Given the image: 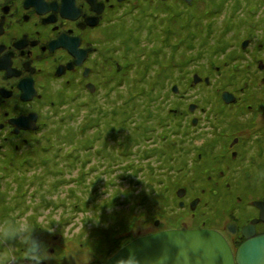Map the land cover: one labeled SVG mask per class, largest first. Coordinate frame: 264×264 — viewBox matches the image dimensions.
<instances>
[{
	"label": "flooded vegetation",
	"instance_id": "flooded-vegetation-1",
	"mask_svg": "<svg viewBox=\"0 0 264 264\" xmlns=\"http://www.w3.org/2000/svg\"><path fill=\"white\" fill-rule=\"evenodd\" d=\"M230 1L236 16L239 12L237 3L242 1ZM248 9L249 7H246L245 11ZM220 10L216 7V0H0V180L6 182L10 178V172L14 175L23 174L21 168L26 169L29 162H37V159L35 160L37 156L41 163L50 161L58 165L54 171L55 174H63L65 177L64 173L73 166L72 159L76 161L77 157L81 156L82 158L76 162L79 168L76 175H84L85 178L71 182L72 174L67 173L65 180H60L63 177L55 179L53 185L59 188L65 186L62 182H69L66 186L68 192H65L67 200H57L56 205L75 210L81 205V203L76 204L77 201L92 204L93 184H96L99 190L102 187L104 189L102 192H107L108 189L105 185L107 182L104 180L102 184L92 180L93 173L103 178V175L110 171L112 177L110 183L118 182V179L113 177L119 175L121 179H124L121 173L124 170L123 166L128 163L123 164L115 159L108 163V159L104 157V148L107 146L104 144L108 143V138L103 133L95 136H90L89 133L86 136L84 134L85 142L80 144L76 140L67 142L68 139L65 136L57 139L55 132L49 131L51 133L49 134L44 131V128L53 130V127L57 126L56 123L66 120L75 121L80 116L79 131L86 133L91 128L98 131L101 124L99 120L92 123L91 117H100L99 107H103V104H100L101 101L109 99L108 95L115 91V86H110V82L115 80L116 85L119 86L123 84L121 78L125 75H137L138 62L132 58L133 55L139 59L140 63L151 62L155 51L168 38L167 33L171 30L173 23L182 28L190 22V25L198 24L199 27L204 28L203 32L197 31V39L193 41V45L197 43L200 45L205 39V30L206 33L208 31L207 19L215 17ZM239 13L243 14V12ZM199 16L202 18L200 19ZM182 20L186 21L183 25ZM212 32L210 44L216 42V31ZM143 35H146L148 39H144ZM259 35H263L261 38L264 39L263 32ZM181 39H171L170 44L177 45ZM259 39L257 35H254V29L250 32L245 29L239 42L240 47L237 46L240 48L237 54L234 50L237 42L230 43L227 51L219 53L218 56L213 55L215 46L211 53L213 56L203 52L199 55L197 52L190 58L206 61L208 70L204 69V73H200L198 70L201 68L200 64L193 66L189 64V69L184 71L185 78L188 79L186 86L181 89L180 82L176 81L179 90L176 92L171 85L168 89L170 93L171 91L173 93L165 103L161 102L156 109L151 108L156 105L154 102L148 103L145 107V118L152 122L155 120V123L166 132V135L162 136L166 139L159 143L161 141L157 142L153 138L156 136L149 134L143 139L149 142V145H143L145 150L148 149L144 152L143 161L146 163L134 170L130 167L132 176L140 175L141 171L145 170L151 173L152 169L148 165L150 153H154L151 154L152 157L165 155L169 162L167 168L164 164L166 173L163 172L164 176L155 174L162 175L164 181L157 178L156 183L152 182L150 185L152 187L153 183L161 187L170 185L174 192L163 195L169 199L166 207L172 205L169 209L171 214L169 221L163 217L157 218L149 231L137 237L171 228L218 229L226 235L236 250L245 238L241 232L242 227L260 217V208L253 201H264L262 197L264 137L258 132L245 135V128L240 123L248 122V119L233 120V115L240 114L242 110H246V115L254 113L252 102L260 101L257 97H262L264 93V57L259 56V52L264 48V41L258 42ZM142 42L145 43L141 46ZM248 47L250 51H247ZM172 51L166 52L163 59H167L162 62L159 71L169 67ZM228 56L229 58H226ZM133 60L136 64H133ZM180 62L187 63L190 60ZM238 62H241V68L245 69L238 79L230 83L221 82L224 83V89L216 87V82L230 78V75L225 73L230 66L233 69L237 65L240 66ZM254 63H256V69H253ZM129 65L135 66L130 68ZM151 66L152 73L155 74L158 68L153 64ZM151 66L147 74L150 73ZM192 69H194L192 77L188 78ZM196 73L203 78L198 83L207 84L214 91L207 98H203L202 92H199V88L193 83ZM206 77L210 79L208 83L205 81ZM216 90L221 91L220 96H216ZM225 90L235 94L234 101H224L222 93ZM156 94H159V97H166L163 92ZM253 97L255 98L252 99ZM122 103H125L124 98H120L119 105L123 106ZM262 107L263 102L260 101L254 108L263 110ZM115 109L116 107L112 106L110 113H115ZM92 110H98V112L88 115ZM124 121L125 119H119V122ZM150 121L144 122L145 130L148 132L156 130ZM172 122H175L173 129H165V127H172ZM263 127L261 125L258 129ZM121 130L122 128L118 130L112 128V131L116 133ZM253 138L248 149L246 143ZM34 143L38 145V148L33 146ZM50 149H53L51 155L47 154L50 153L48 152ZM154 149L158 152H154ZM74 152L78 156L72 158ZM97 158L96 168L93 169V160L96 161ZM176 160L178 164L174 163ZM163 161L162 158L158 163L161 165ZM104 162H106L105 165ZM107 166H109L108 171ZM236 171L242 173L245 176L244 179L241 177L238 179L234 174ZM179 174L184 175V179L178 178L179 182H177ZM77 178L79 180V177ZM241 183L243 186L240 185ZM82 184L88 185L86 189L89 194H92L88 195L86 200L80 199L79 196L71 200V195H76L72 193L74 192L72 188ZM246 189L248 195L244 191ZM222 191L225 196L218 202L221 204L218 205V212L231 211L236 218L225 222L223 228H219L210 224V221L208 223L205 218L210 219L208 208L213 206V199H216ZM116 195L112 194V197L106 198L103 202L102 207L106 206L105 216L107 205L118 198ZM171 200L173 204H170ZM114 203L118 204L117 201ZM166 207L163 209H167ZM254 208L257 211L256 214H250ZM199 214L205 216L204 221L203 219L198 221ZM243 214L250 215L242 219ZM68 216L63 218L60 216L58 221L74 223ZM70 217L76 219L75 214ZM43 221L38 218L30 221L34 227L33 237L37 236L39 240L48 243L44 236L49 235V228L56 230L61 229L62 226L58 222L55 223V218L51 223H55L54 226L44 224ZM46 222L49 223V220ZM230 222L238 224V230L234 236L226 232V226ZM255 226L257 233L264 232V221L256 222ZM105 248L102 246L101 254L103 255ZM20 251L22 255L25 253L22 247Z\"/></svg>",
	"mask_w": 264,
	"mask_h": 264
},
{
	"label": "rangeland",
	"instance_id": "rangeland-1",
	"mask_svg": "<svg viewBox=\"0 0 264 264\" xmlns=\"http://www.w3.org/2000/svg\"><path fill=\"white\" fill-rule=\"evenodd\" d=\"M226 1L228 3L226 2L223 3V0H216V7L220 8L221 10L215 15V17H211L207 19L208 21V23L206 24L207 26L209 24H212L214 21L213 28L215 27L214 31H216V35H215L216 39H217V36L220 34L221 30L223 31V30L228 29L226 32V36L222 35L223 37L226 38V41H224L223 43L228 42L230 44V43L237 42L235 46L236 48L234 49L236 51L235 54L239 52L238 50L240 49L239 42L241 41V38L243 37V33L245 32V29L248 32L254 29V35H257L260 38L258 42L264 41V39L261 38L263 35L262 36L259 35V33L261 32L264 33V29L262 30L260 27L264 24V0H246L247 1L246 3L243 1L241 3H237L238 4L237 7H239V12H243L242 15H240V13L238 12L237 16H235V14L233 13L234 11L232 9V2H230V0H226ZM249 4L251 7V11H245L246 7ZM254 25H256V27H253ZM226 27H229V28H226ZM222 34H225V33H222ZM145 36L146 35H143L142 37H144V39L147 40L148 37H145ZM172 39H174V37ZM153 41L155 42V38L153 39ZM144 43L145 42L140 43L141 46ZM200 46L201 45H197V47H199L198 50H200L199 55L202 52L211 54V52H213L214 50V45H211V44L208 45L207 48H203V49L202 48L200 49ZM196 50L197 48L191 50L190 52L194 55L190 53V55H187L186 58L183 57L184 54H181L182 56L181 55L173 56L174 52L172 51V54L169 58L174 60L175 63H179L180 61H185L189 59L190 57L195 56L197 52ZM247 51H250V47H248ZM241 54H243V52ZM259 56L264 57V48L262 51L259 52ZM203 57L206 58L205 56H202V58ZM132 58L139 61V59L134 55L132 56ZM226 58H229V56ZM243 61H245V59ZM158 62H160V65H161L162 62H164V59L158 60ZM188 63L189 62L187 63L184 62V64H188ZM238 63L241 67V62H238ZM194 64L201 65V68L198 69L200 73H204V69L208 70V68L206 67V64H207L206 61L202 62L201 59H199V60L193 61L192 66ZM139 67L140 66L138 64L137 68L139 69ZM256 68H257L256 63H254L253 69H256ZM134 69H131V71L132 70L134 71ZM138 69H136L137 72L139 71ZM152 69L153 67L151 66L150 73L154 74L152 73ZM159 69H160V66L158 67V70L155 73L156 77L159 76L158 78H160L161 76V75H157V73H159ZM193 70L194 69H192L190 71V74H188L187 76L188 78L192 77ZM165 72L166 73H164V76L166 77L162 78L164 82L163 86H157V88L155 89H154L155 86H152V85L149 86V84L153 83V78L150 79L148 85L145 83L143 85H140L139 87L133 88V86H135V80L136 82L137 80L139 81L140 77L137 79V75H131V74L125 75L124 78L119 77L123 79L122 85L121 84L119 86L116 85L115 80L110 82V86L111 85L115 86V91L112 94L108 95L109 99L101 101L100 104H103L102 105L103 107L102 108L99 107L100 112H98V110L96 111L92 110V111H89L90 113L88 114L91 116L92 114H95L96 112H98V114L100 115V117H97V118L91 117L92 123H95L97 120H99V123L101 124V128H99L98 131L93 130V128H91V130L87 131L86 133L79 131L78 124L80 122L79 121V119L81 118L80 116H78L75 121L66 120L64 122L56 123L57 126L53 127L54 128L53 130H49V128L46 130L44 128V131H47V133L49 134H51L50 132H55V136L57 137V139H60L62 136H65L68 139L67 142H69L70 140H72L71 142H74L76 140L80 144L85 142V136L88 133L90 136H95L97 134L103 133L108 138V143L104 144V145H107L104 148V152H105L104 157L106 160L108 159V163L112 162L113 159H115V161H120V163H123V164L129 163L128 165L123 166L124 170L122 171L121 176L125 175L124 179H121L119 175L113 177V179H115L116 177L118 179V182L115 181L114 183H110V180H112L110 178L112 177H111V172L108 171L109 166L106 167L108 173H105L103 175V178L101 177V175H96V173H93L92 180H94L95 183H99V184H102V181L104 180L105 182H107L105 183V185L106 187H108V189H107V192H102L104 189H102L101 187V189L97 191V193H95V191L92 192L94 193L93 194L94 197L92 196L93 197L92 204H88L86 202L83 204L82 207H78L75 210H70L68 207H62V206L58 207L56 205L57 200H61V199L67 200V198L65 197V192H68V189L66 186L69 184V182H62V184L65 183V186H63L65 188L63 187L59 188V187L54 186L53 183L56 181L55 179L62 178L63 174H55L54 171L56 169V166L58 165L50 161L47 163H41L39 160V156L35 158V160L37 159V162H34V161L29 162V166L26 169H23L24 167L21 168V170H23V174L14 175L13 172H10L9 174L10 178L6 182L0 180V224H3L5 222L12 224L19 218H26L29 222L33 219L38 218L40 220H44L42 223L49 224V226H54L56 222H58L59 225L62 226L61 229H56V230H53V228L51 229L49 228L48 230L49 235L46 234L44 236L45 238H47L46 241H48V243H45L46 249L49 247L51 248L47 249V252L44 253L45 255H48V259L44 260L43 264H89V263L104 264L106 260L108 259V257L111 256L114 252H111L109 254L105 253L103 255L101 254V249H102V246H106V243H108V241H112V237L120 238V239L123 238L120 241V244H118L117 246L123 244L124 242H126L127 244L128 242H130V240L137 237L138 235L149 231L153 227V221L155 219L163 217L165 218V220L169 221V217L171 216V214L169 213V209H171L172 205H169L170 207L168 208L166 207L167 209H162V207L159 208L158 206H153V201H156V200L155 198H153V193L150 191V189L152 190L155 189V186L152 187V185H150L152 182H154V180H156L157 178H161V180L164 181L163 176H164V173H166V171L164 170V164H165V168L169 166V162H167L166 156L163 155L161 157V155H158V156L152 157L151 154H154V153H150L149 159H148L149 160L148 165L152 169L151 173L145 170L143 172L141 171L140 175L132 176V171L130 170V167H132V169L134 170L135 168L142 167L144 165L143 163H146V161H143V159H145L144 152H147L148 149L145 150L144 149L145 147H143V145L144 144L145 146L149 145V142L144 141L143 139L147 137L148 134L156 136L153 138L157 142L161 141L159 143H162L166 139V137H162L166 135V132H164L159 127V125L155 123V120L152 122L145 118L144 109L148 104L146 100L156 103L155 106H151L152 109H156L161 102L165 103L166 99L170 97L171 93H173L172 91L170 93L168 89L171 87V83L173 82V80L169 81V79H175L178 77L179 82H180V88L182 89V87L186 86V81L188 79L185 78L184 73H180L179 68H175L173 71L166 70ZM262 73H260V75ZM226 74L228 75V72H226L225 75ZM223 81L229 83L231 80L228 77L226 80L223 79L222 81H218L216 82V87L222 89L224 83L222 84L221 82ZM196 86L197 88H199L198 91L202 92L203 98L209 97L211 92H214L211 87L207 86V84L198 83L196 84ZM225 89H228V88H225ZM151 91L152 93L163 92L164 94H166V97L165 96L159 97L160 96L159 94H151ZM145 94L149 96H146L144 99L142 97ZM220 94H221V91L217 92L216 90V96H220ZM131 95H134L136 97H134V100L129 101L128 98ZM261 96L262 97H257V98H260V101L263 102V107H262L263 110L260 108L258 109L254 108L260 102V101H255V102H252L254 105L252 108V110H254V113H251V115H246L245 114L246 110L243 111L242 110L243 108H240L242 110L241 113L239 111H236V113H240V114L233 115V120H238L235 118V116H237L240 119L249 120L248 122L243 124V127L245 128V132H244L245 135L255 134L256 132H258L260 136L264 137V127L261 129H258L259 126L261 125L264 126V93ZM120 98H124L125 100V104L123 106L119 105ZM254 98L255 97H253L252 99ZM112 106L116 107L115 113L113 114L110 113V108ZM78 114H80L79 110H78ZM119 119H125V121L119 122ZM113 121H115V123H113ZM146 121L148 122L150 121V123H153L152 125L156 127V130L151 131V132L146 131L145 130L146 124H144V122ZM54 122H57V121H54ZM174 123L175 122H172L173 124L172 127H165V129L172 130L173 127L175 126ZM135 125L136 126L138 125V126L135 127ZM112 128L117 129V130L119 128H122V130L121 132L116 133L112 131ZM255 128H256V131H255ZM57 132L62 133V134L60 135ZM169 139H171L170 136H169ZM253 140L254 138L248 140V142L246 143L248 149H249L248 146H250ZM33 146L38 148V145L35 143L33 144ZM119 146L120 148H118ZM263 146H264V141H263ZM82 149H84V147ZM49 151L50 153H47V154H50V155L53 154V149L48 150V152ZM153 151L156 153L158 152L157 149H154ZM121 153L123 155H121ZM73 155L74 157L72 158H75V156H78L76 152H74ZM79 157H77L78 159H76V161L72 159L73 166H71L70 169H68L69 171L67 173H69V175L72 174V176L79 177V181H80L81 178H85V176L82 177V175L81 176L76 175L79 169L76 162H78V160L82 158L81 156ZM162 158L164 161L161 162V165H160V163L158 162ZM188 159H186V161ZM97 160L98 158L96 159V161L93 160V163H92L93 169L96 168L95 163L98 162ZM153 163L157 164V166L154 165ZM174 163L178 164V161L176 160V162ZM75 164H76V167H75ZM105 164L106 162H104V165ZM131 164L133 165L131 166ZM19 172H22V171H19ZM67 173H64L65 177H67L66 175ZM142 174H144V176ZM155 174H163V176L155 175ZM234 174L238 179L240 177L244 179L245 177L244 175H242V173H239L237 171L234 172ZM65 177H63L60 180L61 181L65 180ZM183 177L184 175L179 174L176 179L177 182H179L178 178L181 180V179H184ZM167 183L171 184L170 181H167ZM94 185L96 186V184ZM94 185L92 186L94 187ZM240 185L243 186V183H241ZM86 186L82 184L80 186L76 185L74 186V188L71 187L72 190H74V192L72 193H77L80 199L86 200L88 195L92 194V193L89 194L88 189H86ZM167 190L168 191H165L164 193L171 194L174 192L172 190V187L171 188L169 187V189ZM244 191L247 194L248 190L246 189ZM112 194H117L116 196H118L117 198L118 200L114 199L115 201H113L110 206L109 204L107 205L108 208L106 212V216H107L106 217L104 214V211H106V206L104 208L102 207V205L106 198L110 196L112 197ZM224 194H225L224 191H222V193H220L219 196L216 197V199H213V206L208 208L210 210L208 213V216L210 217V219L205 218V220H208V223L210 221V224H212L213 226L219 227V228L220 227L223 228L225 222L231 221L236 218L235 214L231 213V211L226 212V211L221 210L220 213L218 212L219 210L218 205L219 206L221 205V204H218V202L223 199V197L225 196ZM58 195L59 197L57 198ZM77 195L75 194L71 195L70 199L71 200L75 199ZM141 196H144L146 200H144L142 204H139ZM116 201L118 202V204L114 203ZM165 201H169V199L164 198L162 201V205H164ZM172 202L173 200L170 201V204H173ZM236 204L239 205L237 201H236ZM216 206H217V209H216ZM116 208L120 209V213L118 214L120 222L122 221V218L124 216V211L128 215H127V221H124L125 227H121L120 225L119 226L120 229H117L115 231L113 230L114 231L113 232L111 231V227L109 226L110 225L109 222L112 221V219L109 216L112 214L113 210ZM92 209H94V211ZM215 209H216V212H215ZM249 210H250V207H249ZM256 212L257 211H255V208H254L251 210L250 214H256ZM131 213H133V216L129 217ZM73 214H75L76 219L70 217V215H73ZM84 214L86 215L84 216ZM250 214H243L242 219H245L246 217H248L247 215H250ZM60 215H61V218L69 215L68 217L71 220H73L74 223L64 222L63 220L58 221ZM236 215H239V214H236ZM199 217L200 219L198 221L203 219L205 216H202L199 214ZM53 218H55L56 220L54 224L46 222L47 220L53 221ZM202 221H204V219ZM79 230H80V233H79ZM84 233H86V236L84 235ZM12 243L15 245V242H12ZM55 247H57L56 250H55ZM20 248L21 247H17L14 250L15 254L17 256L27 255L26 252L23 253L22 255ZM11 256H12V252H9L7 248H5L4 244L0 243V264H8V260L11 258Z\"/></svg>",
	"mask_w": 264,
	"mask_h": 264
},
{
	"label": "water",
	"instance_id": "water-1",
	"mask_svg": "<svg viewBox=\"0 0 264 264\" xmlns=\"http://www.w3.org/2000/svg\"><path fill=\"white\" fill-rule=\"evenodd\" d=\"M202 80L196 73L193 83ZM205 81L208 83L210 79L206 77ZM174 90L178 91L177 85ZM222 97L225 102L235 99L227 90L223 91ZM253 203L260 208V217L242 227L245 238L236 250L218 229L171 228L134 238L110 256L105 264H264V232L257 233L255 226L256 222L264 221V201L255 200ZM237 230L235 222L226 226L230 236L236 235ZM33 238L38 239L37 236Z\"/></svg>",
	"mask_w": 264,
	"mask_h": 264
},
{
	"label": "trees",
	"instance_id": "trees-1",
	"mask_svg": "<svg viewBox=\"0 0 264 264\" xmlns=\"http://www.w3.org/2000/svg\"><path fill=\"white\" fill-rule=\"evenodd\" d=\"M226 3H228L226 0H224ZM241 1H243V2H247L246 0H241ZM231 2V1H230ZM252 4V3H251ZM247 7H250V4L247 6ZM253 12V11H252ZM236 16H237V13H236ZM200 17V19L202 18V16H199ZM180 19V18H179ZM198 21H199V19H198ZM183 22H186V21H183L182 20V25H183ZM263 24V23H262ZM192 25V26H191ZM190 25V22L188 23V24H185V26L183 25V27L181 28L180 26H178L177 24H175V23H173L172 24V27H171V30L167 33L168 34V38L166 39V41L164 42V43H162L160 46H159V49L157 50V51H155V53L153 54V58H152V60H151V62H148V63H146V62H144V63H140V61H137L138 62V64H139V71L137 72L138 74H137V79L139 78V81L137 80V82H136V80H135V86H133V88L134 87H139L140 85H143V84H149V81H150V79L151 78H153V83L152 84H149V86H155L154 87V89L155 88H157V86H163V77H166V76H164V73H166L165 71L166 70H171V71H173L175 68H179V70L181 71V73L183 72L184 73V71H185V69L186 70H188L189 69V64H192V62L193 61H195L196 60V58H189V60H190V62L188 63V64H184V63H182V62H179V63H175V61L174 60H172L170 63H169V67L167 68V69H163V70H161V71H159V73H157V75H161L160 76V78H158L159 76H157L156 77V75L155 74H151V73H149V74H147V72H148V69H150V66L153 64V65H155V66H157V68L159 67V66H161L162 67V64L160 65V62H158V60L160 59H163L165 56H166V52H169L170 50L172 51L173 50V56L174 55H176V56H178V55H181V54H184V58H186V56L187 55H190V51L191 50H193V49H196L197 48V52H199L200 50H198L199 49V47H197V45L198 44H195V46L193 45V41L194 40H196L197 38H196V33H197V31L198 32H203L204 31V28H202V27H199V25L198 24H196V25H193V24H191ZM213 26H214V23H212V25H208L207 27H206V29L208 30L207 31V33H206V30H205V39H204V41L203 42H201V46H200V49L202 48H207L208 47V45H210V40H211V37H212V35H211V32L212 31H214L215 30V27L213 28ZM261 27V29L263 30L264 29V24L262 25V26H260ZM226 28H229V27H226ZM227 30L228 29H226V30H221L220 31V34H219V36L217 37V39H216V42H212L211 43V45H214L215 46V48H216V50H215V52H213V55H216L217 56V54L218 53H224V52H226L227 51V48H228V46H229V43L228 42H226V43H223L224 41H226V38L225 37H223L222 35H225L226 36V32H227ZM187 32V33H186ZM222 33H225V34H222ZM212 34H213V32H212ZM175 38V39H181L180 41H179V43H177V45H172V44H170L171 43V39L172 38ZM214 40V39H213ZM180 48V49H179ZM239 50V49H238ZM196 52V53H197ZM186 53H188V54H186ZM212 53V52H211ZM212 55V54H211ZM212 55V56H213ZM182 56V55H181ZM167 59V58H166ZM166 59H164V61L166 60ZM188 60V59H187ZM244 63V62H243ZM133 64H136V62H134V60H133ZM133 66H135V65H129V67L130 68H132ZM154 66V67H155ZM156 68V69H157ZM161 69V68H160ZM159 69V70H160ZM232 69V70H231ZM231 71H233V72H231ZM245 71V69H243V68H241L240 66H238L237 65V67H235V69L233 70V68H232V66H230L229 67V69H228V75H230V82H234V81H236L237 79H238V77H239V75L241 74V73H243ZM245 78H246V76H245ZM170 80H173V82L171 83V85H173V84H175V82L176 81H178L179 82V78L177 77V78H175V79H169V81ZM148 82V83H147ZM229 82V83H230ZM227 84V83H226ZM170 86V85H169ZM174 86V85H173ZM132 88V89H133ZM131 89V90H132ZM133 91V90H132ZM157 93V92H156ZM156 93H152V91H151V94H156ZM161 93V92H160ZM146 96H149V95H144L142 98H144L145 99V97ZM134 97H136V96H134V95H131L129 98H128V100L129 101H132V100H134ZM148 103H150L151 104V101H148V100H146ZM145 105V104H144ZM235 118L236 119H238V117L237 116H235ZM238 121V120H237ZM244 123H246V122H244ZM244 123H241V124H244ZM125 124V123H124ZM125 126V125H124ZM147 131V130H146ZM128 140H130V139H128ZM133 164H131V166H132ZM264 174V173H263ZM82 177H84V175L82 176ZM124 177H125V175H124ZM261 177V176H260ZM259 177V178H260ZM263 177H264V175H263ZM262 178V177H261ZM35 180H37V179H35ZM70 181L71 182H74V181H79L78 180V178L77 177H71L70 178ZM21 182V181H20ZM152 182V181H151ZM154 182L156 183V180H154ZM155 183H153V186H155ZM159 183H163V182H161V181H159ZM94 185V184H93ZM169 187H170V185L167 187V186H165V187H161V185L160 186H155V189L154 190H152V189H150V191L152 190V193H153V198H155V200L156 201H153V206H158L159 208H161L162 207V209L164 208V207H166L167 205L166 204H168V202L167 201H165V203H164V205H162V201H163V199L165 198V197H163V195L165 194L164 192L165 191H168L167 189H169ZM94 191H95V193H97V191H99V189L94 185ZM148 190H149V188H148ZM260 193H262V191L260 192ZM76 195H77V193H76ZM77 197H78V195H77ZM262 197H263V199H264V193H263V195H262ZM117 199V198H116ZM144 200H146L145 199V197L144 196H141V198H140V202H139V204H142L143 202H144ZM79 203H81V205L79 206V207H82L83 206V204H84V202L82 201H79ZM78 203V204H79ZM112 204V202L109 204V206ZM108 208V207H107ZM93 211H94V209H92ZM131 210V209H130ZM117 211V212H116ZM120 213V209L119 208H116V209H114L113 210V212H112V214L109 216L111 219H112V221H110L109 222V226L111 227V231H115V230H117V229H120V225H121V227H125V222L124 221H127V213L124 211V216H123V218H122V221L120 222L119 221V214ZM86 214H84V216H85ZM133 216V213H131L130 215H129V217H132ZM107 217V216H106ZM128 217V218H129ZM116 219H117V221H116ZM109 221V220H108ZM113 231V232H114ZM83 233V232H82ZM111 234H112V232H111ZM84 235L86 236V233H84ZM123 238H115V237H112V241H108V243H106V251H105V249L103 250L104 251V253H106V254H109V253H111V252H115L117 249H119L124 243H126V242H124L123 244H121V245H119V246H117L118 244H120V241L122 240ZM117 247V248H116ZM114 248H116V249H114ZM113 249H114V251H113Z\"/></svg>",
	"mask_w": 264,
	"mask_h": 264
},
{
	"label": "clouds",
	"instance_id": "clouds-1",
	"mask_svg": "<svg viewBox=\"0 0 264 264\" xmlns=\"http://www.w3.org/2000/svg\"><path fill=\"white\" fill-rule=\"evenodd\" d=\"M33 231L34 227L26 218H19L12 224H0V243L12 252L8 264H43V261L48 259V255L44 254L47 252L45 243L34 239ZM12 242H15V245ZM17 247H22L27 255L17 256L14 252Z\"/></svg>",
	"mask_w": 264,
	"mask_h": 264
}]
</instances>
